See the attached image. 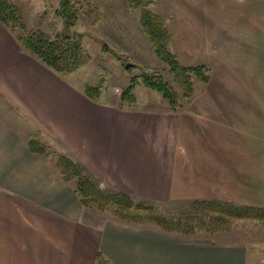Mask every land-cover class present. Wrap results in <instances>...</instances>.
I'll list each match as a JSON object with an SVG mask.
<instances>
[{
    "label": "crops",
    "instance_id": "crops-1",
    "mask_svg": "<svg viewBox=\"0 0 264 264\" xmlns=\"http://www.w3.org/2000/svg\"><path fill=\"white\" fill-rule=\"evenodd\" d=\"M163 3L172 38L260 37V92L237 87L253 78L215 68L210 48L205 61L203 52L179 58L185 66L211 65L202 93L185 107L134 101L116 109L90 99L64 76L73 72H54L0 28V87L39 129L24 136L0 117V264H95L98 252L113 264H248L241 245L190 241L122 220L83 221L71 186L27 146L30 134L40 131L42 142L48 134L68 150L62 154L129 195L157 190L264 208V0Z\"/></svg>",
    "mask_w": 264,
    "mask_h": 264
},
{
    "label": "rangeland",
    "instance_id": "rangeland-1",
    "mask_svg": "<svg viewBox=\"0 0 264 264\" xmlns=\"http://www.w3.org/2000/svg\"><path fill=\"white\" fill-rule=\"evenodd\" d=\"M9 1L18 8L21 20L27 30H42L49 36H54L63 31L62 19L55 15L58 0ZM72 1L76 11V22L70 28V32L75 33L80 38L85 62L72 71L73 73L69 72L71 73L70 75L64 76L66 79L69 78L70 81L73 79L71 83L80 92H83V88L86 86L100 84L101 87L99 94H97V100L99 99L100 103L120 109V107L129 105L126 101L121 100V94L129 86L131 79L135 77V86L132 89V93L135 96L137 104L160 108L164 104L168 105V102L159 92L146 86L141 78V75L144 73H159L180 96L177 108L185 107L194 94L199 95L202 93L204 83L193 78V94L188 99L181 96V89L174 81L173 74L169 71L167 65L158 59L148 36L144 34L140 26L139 9H129L126 0ZM164 1L166 0H150L147 8L160 16L161 14L164 16L170 12L169 6L164 5ZM170 22L167 25L172 34V28H170L172 24ZM0 28L7 29L1 23ZM260 39V37L254 36L222 38L174 37L169 42L168 48L176 55L179 62L180 56H195L199 52L204 53V57L201 59L205 61L208 57L206 52L210 53V48H213L218 63V65L214 64L215 68L221 66L222 68H226L229 76L235 75L238 78L241 76L253 78L250 81L251 83L245 84V86L237 85L239 88L243 87L246 92L253 93L260 92ZM25 52L27 51L25 50ZM126 63H132V65L126 68ZM207 65L211 68L209 63ZM219 72L217 70V73ZM256 78L258 79V83H256ZM0 117L4 122L21 129L24 136L27 133L39 130L36 124L31 121V118L8 99L1 87ZM47 136L49 135L45 134L40 136V138L45 140V142H41L47 147L46 150L48 151L47 157L44 158L52 167L55 166L57 154H62L64 151L68 152V150L56 139ZM69 154L75 161L83 164L73 154ZM83 165L85 166V164ZM86 168L102 190L120 191V188L117 187L118 185L107 182L108 177L99 176L88 167ZM156 191L153 190L151 192L147 190L144 191L147 195L130 196L137 200L149 202L152 205L154 213L166 216H176L187 210L190 206L189 201L193 199H212L207 197L172 199L157 195ZM221 200L244 205L231 200ZM82 208L83 221L88 223L99 225L107 220H120L113 214L111 207H107L102 211L83 206ZM143 213L147 214V212ZM141 224L158 227L153 221L148 220L143 221ZM209 224L210 228H212L211 230L205 229L203 226H197L194 234L190 236L183 235L181 238L216 245H241L247 250L248 264H264V219L228 218V222L226 223H216V221H213ZM217 225L219 226L218 228Z\"/></svg>",
    "mask_w": 264,
    "mask_h": 264
},
{
    "label": "trees",
    "instance_id": "trees-1",
    "mask_svg": "<svg viewBox=\"0 0 264 264\" xmlns=\"http://www.w3.org/2000/svg\"><path fill=\"white\" fill-rule=\"evenodd\" d=\"M149 2L150 0H126L129 9H139V22L144 34L148 36L158 59L165 63L173 74L174 81L181 89V96L188 99L193 94L192 79L207 83L211 68L207 64L185 66L179 62L176 55L168 48L172 39L171 32L163 17L147 8ZM55 15L62 19L63 31L49 36L42 30H27L18 8L9 0H0V23L14 32L16 40L23 49L55 72L64 74L82 65L85 57L80 38L70 32V28L76 22L73 1L58 0ZM141 78L146 86L161 94L171 109L177 108L180 96L161 74L144 73ZM135 80V77L132 78L129 86L121 94V100L129 104L135 101L132 93ZM100 87V84L86 86L84 93L96 101ZM27 146L29 151L37 156L48 155L47 147L39 140L37 133L28 136ZM53 168L62 180L72 186L83 207L98 211L111 207L113 214L127 223L141 224L145 220L153 221L163 231L190 236L194 234L197 226L211 230L209 223L213 221L226 223L228 218L264 219L262 207L238 205L218 199H193L189 201V208L176 216L157 214L153 212L152 205L145 200H137L118 190H102L87 168L69 155L58 153ZM95 264L113 263L98 252Z\"/></svg>",
    "mask_w": 264,
    "mask_h": 264
},
{
    "label": "water",
    "instance_id": "water-1",
    "mask_svg": "<svg viewBox=\"0 0 264 264\" xmlns=\"http://www.w3.org/2000/svg\"><path fill=\"white\" fill-rule=\"evenodd\" d=\"M131 65H132V63H126V64H125V67L128 68V67H130Z\"/></svg>",
    "mask_w": 264,
    "mask_h": 264
}]
</instances>
